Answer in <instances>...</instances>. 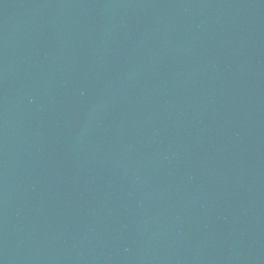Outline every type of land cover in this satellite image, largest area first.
Segmentation results:
<instances>
[{
    "label": "water",
    "instance_id": "95a60500",
    "mask_svg": "<svg viewBox=\"0 0 264 264\" xmlns=\"http://www.w3.org/2000/svg\"><path fill=\"white\" fill-rule=\"evenodd\" d=\"M0 264H264V0H0Z\"/></svg>",
    "mask_w": 264,
    "mask_h": 264
}]
</instances>
